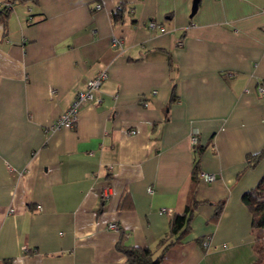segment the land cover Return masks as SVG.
Segmentation results:
<instances>
[{
	"label": "crops",
	"instance_id": "0c3cea01",
	"mask_svg": "<svg viewBox=\"0 0 264 264\" xmlns=\"http://www.w3.org/2000/svg\"><path fill=\"white\" fill-rule=\"evenodd\" d=\"M121 1L131 11L115 22ZM191 5L13 3L0 23V264H126L121 234L156 257L187 205L189 231L159 264H255L242 196L264 176V0H199L190 17ZM102 70L100 102L50 130Z\"/></svg>",
	"mask_w": 264,
	"mask_h": 264
},
{
	"label": "trees",
	"instance_id": "16d2710c",
	"mask_svg": "<svg viewBox=\"0 0 264 264\" xmlns=\"http://www.w3.org/2000/svg\"><path fill=\"white\" fill-rule=\"evenodd\" d=\"M6 2H30L35 3L37 0H5ZM12 9V8H11ZM11 9L0 7V23L7 18ZM131 10H127L126 3L121 1L112 11V19L115 22H121ZM174 89H172L171 101L175 100ZM197 145V144H196ZM199 150V151H198ZM194 151L200 153V149L195 146ZM260 153L248 155L247 164L253 166L261 157ZM198 161L193 165L192 181L193 186L198 178ZM191 193H194L192 188ZM242 202L248 208L251 215V227L254 235L252 251L255 255V264L264 263V176L259 183L251 190L245 192L242 196ZM193 217V208L186 206L182 213H176L169 223V236L160 240L158 247L160 253L154 257V251L148 247L126 246L121 238L116 244V248L125 258L126 264H159L164 257L168 248L176 242H179L189 231L190 222Z\"/></svg>",
	"mask_w": 264,
	"mask_h": 264
},
{
	"label": "built area",
	"instance_id": "2783aa9c",
	"mask_svg": "<svg viewBox=\"0 0 264 264\" xmlns=\"http://www.w3.org/2000/svg\"><path fill=\"white\" fill-rule=\"evenodd\" d=\"M13 5V2H6L5 0L0 3V7H4L5 9H11ZM96 9L101 8V4H96ZM149 26L151 28L155 27V23L150 22ZM112 46L120 51L122 50V41L121 39L117 37L112 38ZM107 78V71L102 70L99 73H97L96 76L93 78L88 79L83 83V85L80 88H77L75 91V97L69 106V108L62 113L61 116H59L49 127L50 130H57L61 127H72L75 120L76 115L78 111L86 104H98L100 102L99 98H95L94 92L98 91L100 88L102 82ZM257 93L260 96L264 95V82L259 83L257 85ZM191 144L193 145V149L195 148L197 142H198V135L196 132H193L190 137ZM200 177L205 182H212L216 180L217 176L215 173H201ZM149 191H151L149 189ZM101 196L103 199H107L109 197V186L103 187L101 191ZM110 228L118 229V226L116 224H110Z\"/></svg>",
	"mask_w": 264,
	"mask_h": 264
},
{
	"label": "water",
	"instance_id": "95a60500",
	"mask_svg": "<svg viewBox=\"0 0 264 264\" xmlns=\"http://www.w3.org/2000/svg\"><path fill=\"white\" fill-rule=\"evenodd\" d=\"M198 3H199V0H192L190 17H192L195 14V12L197 11Z\"/></svg>",
	"mask_w": 264,
	"mask_h": 264
}]
</instances>
